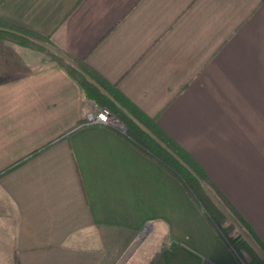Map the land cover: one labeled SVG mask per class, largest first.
Returning <instances> with one entry per match:
<instances>
[{
    "label": "crops",
    "instance_id": "obj_1",
    "mask_svg": "<svg viewBox=\"0 0 264 264\" xmlns=\"http://www.w3.org/2000/svg\"><path fill=\"white\" fill-rule=\"evenodd\" d=\"M0 18L115 84L264 242V0H0ZM94 108L0 40V264H240L175 177L85 123Z\"/></svg>",
    "mask_w": 264,
    "mask_h": 264
},
{
    "label": "trees",
    "instance_id": "obj_2",
    "mask_svg": "<svg viewBox=\"0 0 264 264\" xmlns=\"http://www.w3.org/2000/svg\"><path fill=\"white\" fill-rule=\"evenodd\" d=\"M0 40L37 49L48 39L16 22L0 18ZM81 86L84 96L97 108L105 107L119 120L123 137L137 150L154 160L185 188L217 236L233 252L240 264H264L245 236L264 250V242L234 208L200 165L181 148L154 119L146 115L116 87L83 59L50 54ZM245 235V236H244Z\"/></svg>",
    "mask_w": 264,
    "mask_h": 264
},
{
    "label": "built area",
    "instance_id": "obj_3",
    "mask_svg": "<svg viewBox=\"0 0 264 264\" xmlns=\"http://www.w3.org/2000/svg\"><path fill=\"white\" fill-rule=\"evenodd\" d=\"M112 121L113 119L105 107H96L93 109V111H91V113L88 114L85 123L110 125Z\"/></svg>",
    "mask_w": 264,
    "mask_h": 264
},
{
    "label": "rangeland",
    "instance_id": "obj_4",
    "mask_svg": "<svg viewBox=\"0 0 264 264\" xmlns=\"http://www.w3.org/2000/svg\"><path fill=\"white\" fill-rule=\"evenodd\" d=\"M42 44V42H40V47H48V43H43L44 45H41ZM50 50L48 49V48H45L44 49V51H43V53L44 52H48V53H50L49 52ZM50 54H53V53H50ZM46 55V54H45ZM47 56H49L50 57V55H47ZM93 111V110H92ZM110 125H112V126H114V127H116V128H119L120 130H123L124 129V126H123V124L119 121V120H117L116 118H114L113 119V121L111 122V124ZM245 236V235H244ZM246 237V239L249 241V243L251 244V246L256 250V252L262 257V258H264V250H262V249H260L258 246H257V244H255V242H253L252 240H251V238L250 237H248V236H245Z\"/></svg>",
    "mask_w": 264,
    "mask_h": 264
}]
</instances>
